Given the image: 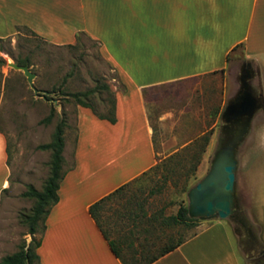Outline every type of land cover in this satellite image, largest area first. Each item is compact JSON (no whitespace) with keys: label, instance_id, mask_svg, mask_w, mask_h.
Segmentation results:
<instances>
[{"label":"crops","instance_id":"obj_1","mask_svg":"<svg viewBox=\"0 0 264 264\" xmlns=\"http://www.w3.org/2000/svg\"><path fill=\"white\" fill-rule=\"evenodd\" d=\"M22 26L56 46L73 44L77 33L95 41L121 87L114 92L113 122L88 107H75L72 143L63 135L57 201L35 249L39 263L122 264L111 242L128 264H239L230 228L221 219L197 226L151 260L175 242L160 244L153 234L155 219L138 222L136 204L127 217L128 238L115 239L100 217L106 204L125 197L128 186L157 163L155 126L146 106L152 89L184 83L203 91L212 81L219 87V75L239 55L260 63L264 0H0V38ZM164 119H157L161 130ZM9 172L7 141L0 131V199ZM123 184L96 211L99 229L89 206ZM168 222L174 224L168 219L160 224Z\"/></svg>","mask_w":264,"mask_h":264},{"label":"rangeland","instance_id":"obj_2","mask_svg":"<svg viewBox=\"0 0 264 264\" xmlns=\"http://www.w3.org/2000/svg\"><path fill=\"white\" fill-rule=\"evenodd\" d=\"M72 45H53L24 28L0 40L3 61L0 64V131L7 141L10 171L7 188L1 192L0 199V258L15 252L31 238L25 217L30 214L34 199L22 193L29 186L41 189L50 160V149L38 146L50 141L55 125L61 120L65 123L64 138L72 143L77 104L65 94L84 91L100 83H105L113 96L115 90L121 88L115 72L99 54L95 41L80 34ZM13 58L28 60V67L35 74L33 85L39 91L48 92L44 98L34 95L22 72L8 65L10 61L15 62ZM259 60L260 63L249 62L250 71L245 74L241 72L247 62L243 56L229 61L219 75V87L217 83L213 86L212 81L203 91L184 83L152 89L146 106L155 126L156 167L132 182L125 197L112 200L102 210L100 221L111 238H128L125 228L130 220L127 217L136 211V204L138 222L145 225L156 220L153 234L160 244L184 239L193 234L197 226L219 219L195 216V225L160 224L162 219L173 215L180 204L187 208L189 189L205 176L214 154L236 127L234 121H224L221 113L227 102L245 89L257 103L250 117H239V124L246 125V130L233 147L234 211L231 217L221 220L230 228L239 264H255L253 257L264 250V57ZM108 97L109 94L102 91L85 100L104 112ZM50 108L53 109L51 118L42 122ZM160 116L165 117L162 130L156 126ZM202 136L206 137V142ZM64 154L67 166L70 158L66 151ZM40 230L38 222L35 238L39 237Z\"/></svg>","mask_w":264,"mask_h":264},{"label":"trees","instance_id":"obj_3","mask_svg":"<svg viewBox=\"0 0 264 264\" xmlns=\"http://www.w3.org/2000/svg\"><path fill=\"white\" fill-rule=\"evenodd\" d=\"M19 28H24L29 31L26 27H17V30ZM31 34L35 35L31 31H29ZM81 33L75 34V41L78 40V37ZM36 36V35H35ZM1 40V38H0ZM70 46H73L72 44H68ZM1 48V46H0ZM15 63L17 64H25L29 65V62L26 58H13ZM3 61L0 59V64H2ZM53 89V88H52ZM105 91L109 94L108 97V105L106 106L104 112H99L94 105L85 100V98L93 95L95 92H102ZM65 95L70 96L73 98L74 102L77 105L88 107L91 109V111L98 117V118H105L109 120L110 122L114 121V96L113 93H110L108 86L105 83L96 84L94 87L85 89L84 91H76L72 93H66ZM53 114V109L50 108L49 113L47 116H45L42 119V122H47L51 118ZM65 126V123L61 120L59 121L53 130L52 137L49 142L40 144L38 148L40 149H50V160H49V171L48 175L45 178V181L41 187L40 190H36L32 187H28L26 191L22 193L23 196H28L34 199V203L31 209V212L29 215L25 217V222L28 225V231L27 233L31 235V238L27 244L23 243L21 246H19L18 250L11 254L4 255L0 258V264H40L38 261L37 254L35 252V249L39 245L40 241V235L44 228V219L50 209V207L57 201V195L56 190L58 187V183L62 178L63 171H62V148H63V127ZM203 141L206 142V137L202 136ZM156 164L151 167V169L155 168ZM150 170V169H149ZM144 172L143 174H145ZM127 184H123L119 187H117L115 190L110 192L109 194L105 195L104 197L100 198L99 200L92 203L89 208V214L94 219L97 227L100 229V225L97 221L96 211L100 207L103 201L106 199H109L116 193L120 192L126 187ZM169 221H172L174 224H182L185 226L195 225L196 218L189 217L187 214V208L185 205L180 204L176 212L173 215L168 216L167 218ZM41 223V230L40 235L38 238L34 237V234L36 232V226L37 223ZM101 232L103 233L104 237H106V234L101 229ZM183 239L176 240L173 244H168L165 247H162L159 249V251L151 257V260L155 259L157 256L171 250L176 245H178ZM109 243V247L113 254L116 257H119L122 264H128L127 262L122 259L114 247V245L111 242ZM137 264H145V263H137Z\"/></svg>","mask_w":264,"mask_h":264},{"label":"water","instance_id":"obj_4","mask_svg":"<svg viewBox=\"0 0 264 264\" xmlns=\"http://www.w3.org/2000/svg\"><path fill=\"white\" fill-rule=\"evenodd\" d=\"M8 65L22 72L34 95L44 98V94L48 92L39 91L33 85L35 74L30 71L27 65L12 61L8 62ZM256 103V98L249 91L242 89L225 105L221 117L224 121H234L236 127L231 129L229 139L214 154L205 176L189 189L187 193V214L189 217L223 219L232 216L236 167L233 147L246 130V125L239 124V117H250Z\"/></svg>","mask_w":264,"mask_h":264},{"label":"flooded vegetation","instance_id":"obj_5","mask_svg":"<svg viewBox=\"0 0 264 264\" xmlns=\"http://www.w3.org/2000/svg\"><path fill=\"white\" fill-rule=\"evenodd\" d=\"M248 71H250V64L246 62L244 63L241 72L245 74V72H248ZM242 73H241L240 78H242ZM253 262L255 264H264V250L259 251L257 255L253 257Z\"/></svg>","mask_w":264,"mask_h":264}]
</instances>
